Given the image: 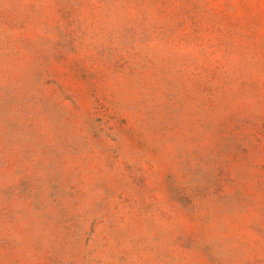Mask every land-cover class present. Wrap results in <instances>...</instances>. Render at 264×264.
<instances>
[{
    "label": "rangeland",
    "instance_id": "1",
    "mask_svg": "<svg viewBox=\"0 0 264 264\" xmlns=\"http://www.w3.org/2000/svg\"><path fill=\"white\" fill-rule=\"evenodd\" d=\"M0 264H264V0H0Z\"/></svg>",
    "mask_w": 264,
    "mask_h": 264
}]
</instances>
